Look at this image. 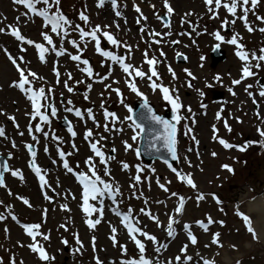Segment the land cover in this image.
<instances>
[{
	"label": "rangeland",
	"instance_id": "obj_1",
	"mask_svg": "<svg viewBox=\"0 0 264 264\" xmlns=\"http://www.w3.org/2000/svg\"><path fill=\"white\" fill-rule=\"evenodd\" d=\"M97 1L63 0L61 5L67 12H70L72 5L79 6L78 9L72 11L68 18L73 25L79 24L85 30H90L99 25L104 31L114 35L121 42L119 48H114L103 38L101 39V47L105 51H112L117 55L127 56L126 63L130 62L132 65L140 67L143 71L149 73V69L146 68L144 63V53L148 52L149 58L153 56L159 57L156 70L161 80L156 81V83H162L164 86L171 88V90H174L173 94L178 93L183 99V108L178 114L183 115L184 107H187V109L190 107L192 111L198 109L204 113L203 119L199 116L198 121L190 126L192 132L196 131L200 140L198 144L197 141L194 143L196 151L190 154L189 151L181 150L180 148L186 145L187 139L180 136L177 140L179 164L176 169L184 174H191L198 187L196 190L192 189L189 196L185 184L177 178L174 172L170 173L167 171L161 163H155L148 170V174H151L149 182L135 184L133 175L137 174V172L134 166H141V164L139 161H134V157L131 154L132 150L128 153L124 148L125 142L132 144L131 134H118L116 130L104 131L103 124L106 121L104 109L107 106L111 110L116 111L115 114L119 118L116 126L113 127V129H116L122 122L120 115L124 118L127 115L125 104L127 106L132 105L136 98H141L128 87V81L130 80H134L136 87L155 106L158 112L163 111V107H165L163 103H167L158 89L153 91L149 86L152 81L147 77L144 79L133 78L121 70L114 69V65L110 61H107L95 51L94 42L87 45L81 43V47L84 49L81 53L82 59L87 57L97 61V66L92 62L91 67L93 69L97 67L96 70L99 72L98 75H94L93 78L87 81L84 80L81 74L82 68L74 64L69 55L55 57L53 52H49L50 59L47 60V63H39L36 60L37 50L34 47L23 45L11 39L9 36V25L19 28L25 38L36 43H45L42 34L47 32L49 35H53L54 42L58 47L63 43L66 52L72 55L78 53L68 40L76 39L80 43L79 33L73 32L68 40L62 42L59 37H56L44 27V24L37 19L38 17L26 14V11L22 10L19 5L14 4L13 0H0V28L5 29V32L0 33V113H3L0 114V126L5 128L7 137H0V155L11 154L12 159H9V167L12 170H19L23 176V180H17L7 173L5 175L6 187L0 188V202H2L0 203V214L7 216V219L0 221V256L3 258V264H10L13 257H15L16 264H20L21 261H23V264H45L31 251L29 245L32 240L25 234L23 227L16 226L11 222V217L8 216L9 208L18 217V221L25 225L40 224V232L50 235V241H43L41 237H37V240L43 246L45 245L53 255L54 252L50 247H54V251L57 252L55 261H51L49 264H95V257L97 256L103 261V264H121L126 259H138L140 253L133 247L128 232L118 227V221L111 215V211H114V209L126 213L129 208L133 210V217L139 221V226L144 231L154 235L160 244L167 245V250L162 248L160 253H156L155 248L157 245L144 239V244L146 245L145 254L154 261L158 260L162 264H166V260L173 259L180 254V249L183 245L189 244L187 254L193 258L191 264H203L201 257L210 259L209 261L212 264H227L224 261L227 257L230 258V264H264V242L262 243L257 239L256 241H251L242 232L243 229L239 219L232 216L230 210H228L232 206L230 204L235 202V205H239L240 211L247 213L248 201L255 199L264 192L263 149L256 145L255 150H247L243 155L223 153L224 158L222 155L213 157L212 154L217 145L213 139L209 140L211 133L208 131L211 125L216 124L214 120L215 113L219 107H222L221 103L211 101V91L222 90L226 100V113L229 112V114L238 117L240 120L243 117L242 126H237V128H244V131L246 129L251 134L253 133V128L256 124L253 119V106L247 95L242 92H246L248 85L256 84L259 77L264 78V68L259 74L255 73V77H251L240 85L235 86V90H233L236 93L235 96L229 91L227 92L233 80L240 79V70L243 69L244 62H239L236 59V47L226 42L217 41L215 33L219 31L225 37V40L238 35L242 38L239 42L241 44L244 42L246 47L250 49L249 52L260 55V49L264 48V32H261L260 29L264 28V24L253 16V12L259 10L260 17H264V1L259 0V4H257L255 9L251 8V4L248 6L247 25L252 27V32H249L248 29L244 30V27H247L246 24L240 23L241 18H237L242 17L244 14L241 5H238L237 17H233L223 6L217 12L215 4H213L214 11L209 12L204 0H169V4L174 9L173 14L169 16L167 9L164 8V0H117L118 10L121 12V16L117 17L115 15L116 9L112 8L110 0H105L104 5L100 7H98L99 2ZM230 2V0H222V4ZM137 6L141 8L143 16L147 17L146 21L142 20L140 13L135 11ZM79 12H83L89 17L87 24L79 19ZM162 13L169 17L170 28H165L159 21L158 17ZM213 16H216V18L213 19ZM233 20L236 21L234 24L232 23ZM190 22L191 26H189ZM225 22L231 29L228 34L223 31V27L226 25ZM117 24H119V29L116 27ZM141 27L146 29L145 33L140 31ZM193 28H195V31H193ZM151 31L162 34L155 37V39L160 40L159 44L151 42L153 37L147 34ZM169 31L172 33L170 36L168 35ZM181 33H184V35H181ZM175 41H180V43H174ZM125 42L132 48L130 53L123 46ZM215 44L221 45L222 49L226 51L227 58L224 63L219 64L215 69H211L209 52ZM22 48H26L27 51H21ZM5 49H7V52H5ZM161 51L165 53L164 56L160 55ZM8 53L17 58L18 62H20L19 58L23 57L25 63H22L21 66L36 72L42 77L41 80L35 81L34 88L54 89L53 96L56 99L55 106L58 109V115L51 118L53 122L50 129L45 126V131L49 133V139L46 143L40 141V136H38V143L33 141L32 135L35 132L33 134L27 133L30 125L33 128L35 126V123L31 120L32 105L24 93L21 91L17 92L14 87H11L13 82L19 80V73L8 59ZM178 53L187 57L185 65H176L174 63V57ZM202 57L204 59H201ZM256 63L258 61L251 62L253 65L251 70L258 69L254 67ZM259 63L262 65L260 68H262L264 62ZM56 67L61 72V82L59 84H57V80L51 74ZM169 67L175 72L176 79H173L169 72ZM110 71L111 75H109ZM188 71H191L197 79L190 82L189 78L186 77ZM68 73L72 74V80H67ZM106 76L108 78L104 79ZM217 76L221 77L219 81L216 80ZM152 80H156V78L153 77ZM65 82L73 88L74 91L72 93H69L64 87ZM189 83L192 85L191 88L188 87ZM89 84L91 85V91L88 89ZM109 84L112 88L120 90L124 104H121V97L116 92L107 89ZM201 92L204 93L203 96ZM85 94L89 97L87 100L84 99ZM60 95L64 97V103L58 101ZM254 98H256L255 95ZM68 100L72 101V105L67 104ZM119 104L121 109L118 107ZM202 104L207 105V107H202ZM66 107H74L83 113L86 112L85 119L77 120L74 113L65 110ZM89 110L94 113L95 120L100 127H97L92 119H87ZM262 112L264 113V102ZM8 116H14L16 124H24L27 131L22 127L21 130L16 129V124L9 120ZM62 117H68L72 121L74 131L77 133L75 139L58 127L57 123ZM202 123L206 125V131L201 128ZM260 125L262 128L264 127V123ZM90 129L93 131V141L101 136L106 137L105 140L101 141L104 151L116 149L114 159H110L107 165L111 173L110 176L105 175V166L100 165L98 163L99 159L94 158L91 152L88 151L89 141H87L86 145L82 144V132ZM20 132H23L24 135L20 136ZM52 132L62 141L55 142L63 146L67 153H73L72 156H69L71 167L74 168L79 165V169L82 172H88L87 165L85 162L82 163V160L92 157L97 162V173L101 178L113 184L114 187L120 188L122 195L117 197L119 202L118 209L110 199H105L103 217H100L99 212L88 217V219L93 220L101 219V222L94 230L84 227V221L81 217H85L84 215L86 214L82 211V193L78 190L69 173L61 170L58 164L55 169L49 161L46 162L48 167L51 168V171H45L48 172V176L51 178L49 180V190L46 191L52 197L50 202L43 195L38 194L36 186H34L33 177L24 167V143L30 142L38 149L39 146L41 149L43 147L51 149L50 134ZM182 132L185 134V130H182ZM218 137L225 138V140L230 139L233 142L237 140L243 142L240 129L229 131L226 135L222 132ZM17 138H19L20 144L17 142ZM245 138L249 140L252 138V140L258 141L257 137L253 138L249 134H245ZM13 142L19 145L13 148ZM83 142H86L85 139ZM73 143L76 148L71 147ZM53 145H56V143ZM80 156H82V159H79ZM230 156L235 157L238 162L237 170L234 171V174H229L228 171L222 170L220 166V163L225 160L226 163L224 165L231 167L229 163ZM122 164H128L129 168L124 171ZM53 169L56 171H52ZM142 171L147 170L143 168ZM158 180L161 182L160 184H165L169 189L168 192L161 191L160 185L157 183ZM169 181L171 183H168ZM133 184H135V188L132 187ZM9 191L12 195L8 194ZM173 192L186 198V210L183 216L177 217L180 223L174 225L175 238L169 239L165 236L166 230L161 227L157 228L156 223L147 215L142 214L140 209L150 211L166 226V219L175 215V208L178 206L177 198L171 196ZM197 193H203L206 196L204 203L200 202V205H196ZM212 194L218 196L225 204L223 205V211L220 210L218 215L215 205L211 204L209 200ZM73 195L75 199H72ZM245 196L246 199L241 201ZM17 197L29 198L32 207L24 206L22 200L17 199ZM189 197L191 199H188ZM145 200H147V204ZM90 204L99 207L96 201H90ZM209 204L211 205L209 206ZM63 205H67L70 211L61 210ZM45 209H47L46 217L44 216ZM206 213L212 218L215 217L217 221L227 223L222 228L218 226V223L216 224L222 247L211 244L213 234L217 233L213 231L214 229L211 228L205 233L203 230H198L193 226V221L197 217L203 219L208 217L209 215L207 216ZM252 217L255 220V216L253 215ZM182 222H188L192 225V232L198 239L196 246L190 245L187 233L181 227ZM61 225H66L67 231ZM113 227L117 229L116 244L111 239L113 235L111 229ZM6 228L9 230L7 233L5 232ZM77 234L83 244V248L76 243ZM93 238H95V250L93 248ZM63 240L68 241V252L61 250L62 246L60 243L63 244ZM20 245H23V247ZM206 245L208 247H205ZM122 246L127 247V255L124 254ZM233 246H235V250ZM78 249L79 251H77ZM197 253L200 255L198 256Z\"/></svg>",
	"mask_w": 264,
	"mask_h": 264
},
{
	"label": "snow or ice",
	"instance_id": "obj_2",
	"mask_svg": "<svg viewBox=\"0 0 264 264\" xmlns=\"http://www.w3.org/2000/svg\"><path fill=\"white\" fill-rule=\"evenodd\" d=\"M111 6L113 9H116L115 15L117 17L121 16V12L118 10L119 5L117 3V0H110ZM205 4L208 6L209 12L214 11L213 9V4H215V10L218 12L221 6H223L225 9H227V12L233 16L237 17V10H238V5H241L243 8V16L242 17H237L241 18L245 21L246 26L248 27V31L252 32L253 29L251 26L247 25V14L249 11V4H251V8L255 9L257 4L259 3V0H231L230 3H223L222 0H204ZM13 3L19 6H23L27 12L26 14H31L34 17H40L43 19L45 22L44 27L49 28L52 34H54L56 37H59L60 40L63 42L65 40H68V38L72 35L73 32H78L79 33V40L80 43L77 42L76 39H71L68 40V42L71 44V46L77 50L78 54L72 55L70 53L66 52V49L63 46V43L58 47L57 44L54 42V37L53 35H49L47 32L42 34L43 41L45 43H36L30 39L25 38L24 35H22L21 31L19 28L12 27L11 25L8 26L10 29V35L13 36L17 41H19L23 45H30L34 47L37 52H38V58L39 61L42 63H47L46 60V55L49 52L55 53L57 57L69 55L70 59L72 61L78 62L79 64L82 65H89V61L87 59H82L81 53L83 52V48L81 47V43L84 45H87L88 43L94 42V48L95 51L101 56L104 57L107 61H110L111 64L113 65H118L119 68L128 76L133 77V78H140L144 79L147 77L150 81V87L152 88L153 91H156L159 89V91L162 93L164 101H166L168 104L171 105V108L174 113V119L175 123L169 122L167 120H164L161 116L157 115L154 110L149 106L147 102V98L143 96V94L139 91V89L136 87L134 80L128 81V87L131 89L133 93H135L137 96L141 97L144 100V109L145 112L142 113L140 116L132 118L131 116L129 119H131V125L130 127L132 128V131L136 133V135L132 136V140H136L138 135L144 134L147 132V134L153 136L155 139L153 143L157 142H163L165 148L171 155V159L173 161L179 160V156L176 151V133H177V128L176 125L180 123L181 120L185 119V117L180 116V115H175L178 113L182 108L183 105L180 103V97L177 94H173L174 90H170L169 87L163 86L162 83L158 84L156 81L161 80V77L159 76L158 71L156 70V65L159 63V60L156 57L149 58L148 52L144 53V63L149 66V73H146L145 71L142 70L140 67H136L132 65L130 62L126 63V60L128 59L127 56H122V55H117L112 51H105L101 47V39L106 40L109 44H111L114 48H119L121 46V42L111 33L108 31H104L103 28L99 25L91 28L90 30H85L84 27H81V25L76 24L73 25L72 22L65 16L63 15L60 10H59V3L60 0H13ZM105 3V0H99L98 7L103 6ZM45 5L43 8H39L38 5ZM153 7H155L153 5ZM55 8L56 11L53 12L52 9ZM164 8L167 9V13L169 16H171L174 12V9L172 6L169 4V0H164ZM135 11L137 13H140L141 19L146 21L147 17L143 16V13L141 12L140 7H136ZM216 16H213V19H215ZM258 19L264 21V17H257ZM19 20V18H17ZM79 19L83 21L85 24L89 22V17L85 15L83 12L80 13ZM159 19V17H158ZM236 21L233 20L232 23L234 24ZM140 23V21H138ZM227 24V22H225ZM116 27L119 29V24L116 25ZM165 28H170V25L168 23L164 24ZM140 31L142 33L146 32V29L141 27ZM193 31H195V28H193ZM261 32H264V28L260 29ZM5 32V29L0 28V33ZM148 35L152 36V43L159 44L160 40L155 39V37L161 36L162 34L159 32L151 31L147 33ZM168 35H172L171 31L168 32ZM181 35H184V33H181ZM215 39L219 42H226L228 44L234 45L237 49L235 55L244 62V67L242 69V77L241 79H236L233 80L234 85H239L242 83L243 79L252 77L255 75V73L251 70L253 65L251 64V61H258L254 65L255 68H260L262 65L259 62H264V48L260 49V55H257L256 53H251L249 51L245 50V47L243 44L239 43L238 41L242 39L238 35L232 36L231 39L225 40V37L221 35V33L218 31L215 33ZM147 43V41H146ZM174 43H180V41H175ZM125 49L130 53L132 51L131 46L127 45L125 42L124 45ZM216 48H219V44L216 45ZM21 51H27L26 48H22ZM5 52H7V49H5ZM161 56H164L165 53L163 51L160 52ZM179 55V54H178ZM8 59L11 61V63L16 67L17 72L19 73V80L16 82H13L11 84V87L17 88L19 91L24 93L27 97V99L31 102L32 105V114H31V120L36 121L37 118H39V122L36 124V126L33 128L31 125L28 128V131L30 134L33 132L35 133H41L44 136V139L47 140L49 139V133L45 131V127L47 126L49 129L51 128L52 124V119L53 117H56L58 115V109L52 103V97L54 95V89H45L44 87H40L38 89L34 88L33 85L35 84V81L41 80L42 77H40L36 72L22 67V63H25L23 60V57H20L18 62L17 58L13 57L10 53H8ZM184 59H187L185 56ZM201 59H204L203 57ZM83 72H85L87 78L91 79L94 76L93 68L91 66L85 67L82 69ZM187 71V70H186ZM55 75L57 77V84H59L60 77H61V72L59 71V68L56 67L54 68ZM169 72L171 73L173 79H176V74L172 69L169 67ZM109 75H111V71L109 72ZM187 75L191 77L192 80H196L197 77L194 76L190 71L187 72ZM155 77L156 80H152V78ZM108 77H104V79H107ZM72 74L68 73L67 74V80H72ZM221 77L217 76L216 80L219 81ZM102 82V81H101ZM64 87L67 89L69 93H72L74 90L71 86L68 85L67 82L64 83ZM188 87L191 88L192 85L191 83L188 84ZM211 87V85H209ZM248 88H251L252 85H248ZM89 91H91V85H88ZM107 89H111V91L116 92L118 96L121 97V104H124V99L122 96V93L120 92L119 89L112 88L111 85L109 84L107 86ZM228 91L235 96L236 93L233 91L232 88H229ZM201 95L203 96L204 93L201 92ZM259 95L261 97H264V90L259 92ZM89 97L87 94H85L84 99L87 100ZM254 103L256 102L255 100L253 101ZM68 105H72V101L68 100L67 101ZM103 107V105H101ZM125 107H127L128 112H132V108L128 107L125 104ZM202 107L206 108L207 105H203ZM67 112L74 113V115L79 118L80 120L85 119V114L74 107H66L65 109ZM188 112H191V108L189 107L187 109ZM3 114V113H0ZM258 117L260 116V113H257ZM87 117L92 119L93 123L96 124L97 127H100V125L96 122L94 113L89 110L87 112ZM104 117L105 120L111 119L112 125L114 126L115 123L119 120V118L116 116L114 112L111 111H105L104 112ZM9 120L13 121L14 124H16L15 117L14 116H8L7 117ZM219 119V114L218 117ZM261 119H264V117H261ZM43 125V126H42ZM148 125H155L157 126L156 128H149ZM227 127V124L225 125ZM16 127L19 128V125L16 124ZM104 131L108 132L113 130L109 126L108 123L103 125ZM187 127V126H185ZM121 130L122 129H118ZM231 129H229L230 131ZM188 132H191L192 129L188 128ZM215 132L216 130L213 129ZM68 132L71 134L73 139H75L77 133L73 130L71 126L68 128ZM259 135L261 137H264V129H258ZM187 134V133H186ZM20 135L23 136L24 133L20 132ZM0 137L2 138H7L6 137V130L4 127L0 126ZM93 137V131L90 129L86 132L84 139L86 141H89L90 143V149L91 152L94 153L95 157H98V163L100 165L105 166V175H111L110 171L107 168L108 161L110 159H114V157H109L105 151H103L102 146H101V141L105 140L106 137L101 136L99 139L93 141L91 138ZM193 140H195V136L193 135L191 137ZM52 140H56L57 142H62L59 137L55 136L54 134L51 136ZM32 140L36 141L37 143L39 142V138L36 135H32ZM199 142L197 141V144ZM219 143L225 148V149H232L233 147H238V150L243 152L246 150V146H234L232 144L227 143L223 139L219 140ZM125 149L131 150L132 145L128 144L125 142L124 144ZM264 146V145H262ZM12 147L16 148L17 145L15 142L12 143ZM27 151L29 152L31 156V162H30V167L31 170L34 172L36 177H38L39 182H40V187L42 189L50 187L48 180L46 179V176L44 174V170L37 164L36 162V157L37 153L36 151L33 150V145L32 144H27L26 145ZM73 148H76V145L73 143ZM158 150V149H157ZM48 149L47 147L45 148V152H47ZM112 152H115L116 149L113 148L111 150ZM191 151V149H189ZM72 152L65 153L63 150L59 151V159L63 162V168L69 172L72 173L73 175L76 176L78 182L80 185L83 187V192H82V211L86 214V216L91 217L93 216L94 213L99 212L100 217H103V211H104V200L105 199H110L113 204L116 205V208H119V202L117 201V197L122 195L120 188L119 187H114L113 184L108 183L104 179L101 178V176L97 173V167L96 164L97 162L92 158L89 157L86 159L85 164L87 165L88 172H77L75 171L69 163V160L67 157L72 156ZM137 155H139V152L137 150ZM213 157L216 156V153L212 154ZM8 159H12L11 154L9 155ZM56 161H53L55 163ZM79 168V165L76 166ZM171 170L175 173L177 178L183 182L186 183L188 187H190L193 190L197 189V185L194 182L191 174H184L180 171H178L176 168L172 167L171 164L169 165ZM224 170L228 171L229 173L234 174V169L231 168L228 165L222 166ZM123 168L127 170L129 168L128 164H124ZM142 171V169L137 168V172L139 173ZM153 171H155L153 169ZM10 172L13 177H18L21 180H23V176L19 170H12L8 163L5 162L3 163L2 166H0V173H8ZM90 173V175H89ZM135 182L136 184L141 182L140 176L136 175L135 177ZM159 184V180L157 181ZM168 183H171L169 181ZM6 187L4 176L0 174V188ZM133 188H135V184L132 185ZM160 187L165 191L168 192L169 189L165 187L163 184H160ZM9 195H12V193L9 191ZM172 197H176L178 200V206L175 208V215L170 216L166 226L161 223L159 218L155 215H153L150 211H146L145 209H140V212L144 215H147L151 220H153L158 227H161L166 230L167 237L169 239H174L176 236V232L174 229V225L179 224L180 220L177 217L183 216L185 214V206H186V198L184 196H180L177 193L173 192L171 193ZM44 198L46 200H49L51 202L52 197H50L46 192L44 194ZM212 198L216 201L218 205H222L223 201L220 200L218 196L215 194H212ZM17 199L22 200V202L27 205L28 207H32L30 201L28 199H25L23 197H17ZM72 199H75V196H72ZM188 199H191L189 197ZM206 199V196L203 193H197L196 196V202L197 205L201 201H204ZM90 201H96L99 207H96L93 204H90ZM2 203V202H0ZM145 203L147 204V200H145ZM61 210L63 211H70L67 205H63ZM221 211H223V208H221ZM115 215L119 216L122 220L123 226L127 229V232L131 239L134 241L137 249L139 250V258H132V259H126L122 261V264H162L160 261H154L151 258H148L146 256V245L142 242L140 238L146 239L147 241L153 242V244L157 245L155 248L156 253H160L161 249L163 248L164 250H167V245L166 244H160L158 239L154 236L149 234L148 232L144 231L142 228L139 227V221L133 217V210L129 208L126 213L117 211L114 209ZM237 215L240 216V218L244 221L247 231L253 236L254 239H259V236L256 232V230L252 226V221L249 216L237 212ZM8 216L11 217L13 221L18 222V218L16 215L12 213L11 208L8 209ZM44 216H47V209L44 210ZM7 219V216L0 214V221H4ZM101 222V219H87L86 224L89 229H95L96 226ZM216 223V221L209 215L206 217V220H201L196 222V226L202 229L205 233H207L210 229V226L212 224ZM221 226L223 225V221L219 222ZM21 227L24 228L25 233L27 236H29L32 240V243L29 245L31 251L33 253L38 254V258L40 261L45 262V264H49L51 260L54 259V257L49 256L47 250L43 246L40 241L37 240V237H41L43 241H50V235L43 234L40 232L41 225L40 224H31V225H21ZM62 228H64L67 231L66 225H61ZM184 231L187 233V239L190 242L191 246H196L198 243V239L196 235L192 232V225L191 224H184L183 225ZM9 230L6 228L5 232L7 233ZM113 235L111 239L113 240V243H117V238H116V233L117 229L113 227L111 229ZM220 234L217 232L213 234V238L211 240L212 245H216L218 247H222L223 245L220 243ZM62 243L65 245L68 244L67 240H63ZM76 243L81 245V248H83V244L79 239V236L77 234L76 236ZM23 247V245H20ZM205 247H208L206 245ZM93 248L95 250V238H93ZM123 252L125 255H127V247L122 246ZM188 248L189 244H185L182 246L180 249V254L176 255L173 259L166 260V264H191L192 261V256L188 255ZM235 250V246H233ZM79 251V249L77 250ZM199 256L200 254L197 253ZM183 257V259H182ZM203 260V264H212L211 261L208 259H204L201 257ZM0 264H3L2 259H0ZM10 264H16L15 257H13L10 261ZM20 264H23V261L20 262ZM95 264H103V261L97 256L95 257Z\"/></svg>",
	"mask_w": 264,
	"mask_h": 264
},
{
	"label": "bare ground",
	"instance_id": "obj_3",
	"mask_svg": "<svg viewBox=\"0 0 264 264\" xmlns=\"http://www.w3.org/2000/svg\"><path fill=\"white\" fill-rule=\"evenodd\" d=\"M247 212L255 215L253 228L256 230L259 239L264 242V193L247 204ZM226 262L230 263L228 259Z\"/></svg>",
	"mask_w": 264,
	"mask_h": 264
},
{
	"label": "water",
	"instance_id": "obj_4",
	"mask_svg": "<svg viewBox=\"0 0 264 264\" xmlns=\"http://www.w3.org/2000/svg\"><path fill=\"white\" fill-rule=\"evenodd\" d=\"M219 59H215V62H217ZM161 156V155H160ZM148 161H150V159H148Z\"/></svg>",
	"mask_w": 264,
	"mask_h": 264
}]
</instances>
